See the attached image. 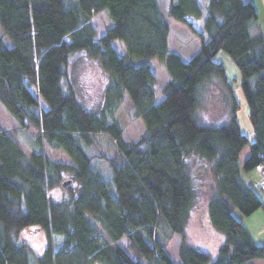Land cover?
<instances>
[{"label":"trees","instance_id":"16d2710c","mask_svg":"<svg viewBox=\"0 0 264 264\" xmlns=\"http://www.w3.org/2000/svg\"><path fill=\"white\" fill-rule=\"evenodd\" d=\"M101 12L111 23L97 36L90 20ZM166 14L198 39L199 49L187 61L168 50L170 27L158 0H0V105L21 130L33 129L37 141L70 159L56 161L42 150L26 153L0 128V264H31L30 256L34 264L264 259V242L257 244L234 212L246 216L264 207L245 178L264 164V35L251 32L255 5L251 0H170ZM117 39L123 43L120 50L112 45ZM83 50L106 76L96 109L78 99L69 76L71 56ZM221 50L238 68L253 140L239 128V104L224 65L215 59ZM151 59L168 75L160 101ZM211 88L225 90L231 100L230 118L219 126L200 123L197 116L199 93L203 97ZM125 95L144 125L136 140H126L114 118ZM98 136L108 138L116 153H96ZM244 147L249 154L239 166ZM100 161L109 166L107 178ZM196 161L215 179L206 222L224 239L214 258L186 240L197 198ZM66 173L69 179H63ZM67 180V195L53 199L48 191ZM32 226L45 235L40 255L19 241L20 232ZM99 227L104 240L96 234ZM174 235L179 236L177 261L166 250Z\"/></svg>","mask_w":264,"mask_h":264},{"label":"rangeland","instance_id":"374dc122","mask_svg":"<svg viewBox=\"0 0 264 264\" xmlns=\"http://www.w3.org/2000/svg\"><path fill=\"white\" fill-rule=\"evenodd\" d=\"M162 12L166 17V21L170 27V36L168 41L169 52H178L181 53L183 56H190L193 52L197 49V40L192 35L190 30L186 27L185 24L174 20L173 18L169 17L166 14V10L170 0H159ZM91 23L96 28L97 36L103 31L104 27L109 23H111L109 17L107 16L106 12H101L99 14H94L91 17ZM3 41L6 45L10 46L12 43L10 39L6 36L3 37ZM112 45L120 50L123 47V43L120 40H114ZM222 56L226 57L229 62L224 60ZM216 59L223 60V64L227 70L229 80L231 81L233 86H239L240 74H238V68L234 64L232 58L224 51H220L215 56ZM151 70L154 74L155 80L153 83V87L156 90V100L160 101L164 98V94L160 92L162 85L167 81L168 75L165 72L164 67L160 62H157L155 59H151L150 61ZM70 67H69V76L70 79L73 81L76 95L78 99L89 109H96L98 108L103 101V89L106 83V76L100 69L98 65V61L93 57L89 56L85 50L77 52L73 54L70 58ZM240 89V88H239ZM215 90L213 88L207 91V96L203 95L201 97L199 93V107L197 108V116L200 123H205L209 125L219 126L224 124L226 121H222L219 119L221 114H216L215 107H218L222 101V98L219 100L218 94H213L212 91ZM210 91V93H209ZM204 101V106L202 101ZM221 101V102H220ZM41 106L45 107L43 101H40ZM219 110V109H218ZM114 118L121 124L123 128L124 137L126 140H136L141 133L143 132L144 125L141 119L134 117L130 101L127 95L121 102L120 106L117 107ZM0 128L9 131L16 141L19 143L21 148L26 152L29 153L32 150H42L45 152L49 157L53 160L60 161V162H68L70 159L65 154V152L59 148H53L49 146L44 141H37L36 140V133L33 129L28 130H21L17 122L4 110V108L0 105ZM100 143L96 142L94 145V151L96 153L105 154L111 156L116 153L114 145L108 138L104 136H98ZM82 143V142H81ZM93 146V145H92ZM248 147H244L241 156L238 159V164L241 166V160L248 153ZM98 167L100 172H102L105 178L110 175L109 166L106 165L103 161L98 163ZM192 167H194L193 173L195 176V184L197 188V198L196 203L191 211V216L187 223L185 233H186V240L193 244L194 246L209 252L210 254L213 252V247L204 246L201 243L202 235L205 230V226H207L206 221V203L210 194V191L215 183V179L212 176L209 168L205 164H200V161H196L193 163ZM258 171V170H256ZM259 172V171H258ZM260 175L264 178L263 174L259 172ZM255 172L253 171L250 175L246 176L248 183L258 191L255 187ZM69 174H64L63 179H69ZM74 186L75 184L72 183ZM50 196L53 199H60L64 198L67 195L66 186H55L49 191ZM235 214L241 217H247L248 215H242L237 209L234 210ZM250 215V214H249ZM254 227L258 228L257 225H261L262 220L259 217L254 218ZM95 223V221H93ZM96 224V223H95ZM209 234L207 237V241L210 242V245L214 241L219 240V236L213 234V232L206 231ZM218 233V231H217ZM220 233V232H219ZM97 236L100 240H104L107 238L106 233L100 227L96 231ZM179 236L174 235L167 247L166 250L169 255L177 259L176 256V249L178 246ZM19 241H24L29 243L35 254L40 255L42 250L45 246V235L44 232L38 227H27L20 232ZM120 243L122 245H126L127 240L125 238L121 239ZM216 256V255H215ZM30 263L34 264L33 256H30ZM257 259H252L250 261H254ZM98 264V263H95Z\"/></svg>","mask_w":264,"mask_h":264},{"label":"crops","instance_id":"0c3cea01","mask_svg":"<svg viewBox=\"0 0 264 264\" xmlns=\"http://www.w3.org/2000/svg\"><path fill=\"white\" fill-rule=\"evenodd\" d=\"M251 1L254 3L255 8H256V12H257V19L251 25V32L260 31L264 35V0H251ZM158 2H159V0H158ZM169 36H170V31H169ZM196 40H197V43H198L197 44V49L189 57L188 56H183L181 53H178V52H175V51H174V53L178 54L181 57V59L184 60V61L189 60V58L191 56H193L199 49L198 39L196 38ZM168 41H169V37H168ZM168 50H169V46H168ZM169 51H171V50H169ZM222 58L224 60H226L227 62H229V60L226 57L222 56ZM216 60H218V59H216ZM218 61L222 62V64H223V60L219 59ZM162 66H163V64H162ZM224 69H225V74H226L227 81H228V83L230 84V87L233 90V94L235 96V99H236L237 103L239 104V107L236 110V119H237L239 128H240V130H241V132L243 134H245L250 140H253V129H252V126H251L250 121H249L247 105H246L245 101L243 100V96H242V93H241V91L239 89V86L238 85L237 86H233L232 85L231 81L229 80V76H228V73H227V70H226L225 66H224ZM209 93H210V91H209ZM212 93L213 94H215V93L218 94L219 100L222 98L223 102L220 101L221 104L218 107H215V112H216L217 115L221 114V116H219V119H222V121H226L227 122L229 120V118H230V115H231V100H230V98L226 94L225 90H222V89H215V90L212 91ZM204 101L205 100L202 101L203 106L206 104V101H205V104H204ZM206 106H207V104H206ZM123 137H124V133H123ZM241 152H240L239 158L241 156ZM248 154H249V151L242 158L241 164L244 161V159L248 156ZM253 171L255 172V175H254L255 176L254 181H255V185H256L255 187L258 189V191L255 190L253 187L252 188L261 197V199H262V201L264 203V178L260 175V173L258 171H256V169L251 170L248 173V175H250ZM248 175L246 174V176H248ZM239 217L242 220L243 224L246 226V228L249 230V232H250L251 236L253 237L254 241L257 244H262L264 242V207L263 208H259L258 210L254 211L253 213H251L247 217H241V216H239ZM256 217H259L262 220V223H261V225H257L258 228H253L254 227L253 225H254L255 222L252 221V220L254 218H256ZM206 231L213 232L214 235L219 236V240L217 238V240L214 241L212 243V245H210V242L207 241V237H209V234ZM223 239H224L223 234H221L219 232L217 233V230H215L211 225H209L207 223V226H205V230H204V233L202 235L201 243L204 246L213 247V250H212L213 252L211 253L213 258L215 257V255L217 253V248L222 243ZM172 259L174 261H177V259H174V258H172ZM245 264H264V259H257V260H254V261H248Z\"/></svg>","mask_w":264,"mask_h":264},{"label":"built area","instance_id":"2783aa9c","mask_svg":"<svg viewBox=\"0 0 264 264\" xmlns=\"http://www.w3.org/2000/svg\"><path fill=\"white\" fill-rule=\"evenodd\" d=\"M256 170H258L259 172H261L264 176V164H259L256 166Z\"/></svg>","mask_w":264,"mask_h":264},{"label":"water","instance_id":"95a60500","mask_svg":"<svg viewBox=\"0 0 264 264\" xmlns=\"http://www.w3.org/2000/svg\"><path fill=\"white\" fill-rule=\"evenodd\" d=\"M68 180L67 181H63L62 182V186H65L67 184Z\"/></svg>","mask_w":264,"mask_h":264}]
</instances>
